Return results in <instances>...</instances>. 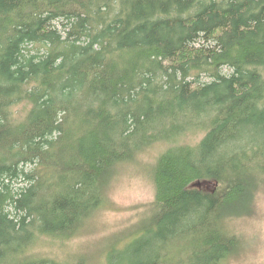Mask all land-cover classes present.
I'll return each instance as SVG.
<instances>
[{
	"label": "trees",
	"instance_id": "obj_1",
	"mask_svg": "<svg viewBox=\"0 0 264 264\" xmlns=\"http://www.w3.org/2000/svg\"><path fill=\"white\" fill-rule=\"evenodd\" d=\"M160 141L154 214L108 263L222 264L264 183V0H0V264H62L28 251Z\"/></svg>",
	"mask_w": 264,
	"mask_h": 264
},
{
	"label": "rangeland",
	"instance_id": "obj_2",
	"mask_svg": "<svg viewBox=\"0 0 264 264\" xmlns=\"http://www.w3.org/2000/svg\"><path fill=\"white\" fill-rule=\"evenodd\" d=\"M227 73V69L224 70ZM203 80H208L203 76ZM23 102L14 108L21 120L28 110ZM198 131H190L177 138L195 142ZM166 142H157L140 150L132 160L113 168L104 188L103 205L92 213L70 238L45 236L29 249L28 254L45 257L62 264H109L108 253L131 239L140 224L155 211V183L153 171ZM215 183L203 186L211 191ZM231 217V218H230ZM227 227L238 237V248L222 264H264V183L259 182L250 201V210L230 216Z\"/></svg>",
	"mask_w": 264,
	"mask_h": 264
},
{
	"label": "water",
	"instance_id": "obj_3",
	"mask_svg": "<svg viewBox=\"0 0 264 264\" xmlns=\"http://www.w3.org/2000/svg\"><path fill=\"white\" fill-rule=\"evenodd\" d=\"M202 183L201 182H196V186L201 187Z\"/></svg>",
	"mask_w": 264,
	"mask_h": 264
}]
</instances>
